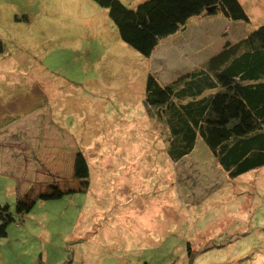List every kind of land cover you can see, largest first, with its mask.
I'll list each match as a JSON object with an SVG mask.
<instances>
[{"label":"rangeland","instance_id":"rangeland-1","mask_svg":"<svg viewBox=\"0 0 264 264\" xmlns=\"http://www.w3.org/2000/svg\"><path fill=\"white\" fill-rule=\"evenodd\" d=\"M239 1L249 23L192 16L145 57L92 0H0V264H264V167L230 179L201 140L172 162L143 103L264 23Z\"/></svg>","mask_w":264,"mask_h":264},{"label":"trees","instance_id":"trees-1","mask_svg":"<svg viewBox=\"0 0 264 264\" xmlns=\"http://www.w3.org/2000/svg\"><path fill=\"white\" fill-rule=\"evenodd\" d=\"M92 1L107 9L120 39L145 57L192 16L219 12L250 22L239 0H142L134 6L121 0ZM143 103L167 131L172 162L192 153L201 140L230 179L264 167V23L241 39L225 41L202 66L167 83L148 72ZM13 220L8 205L0 204V237Z\"/></svg>","mask_w":264,"mask_h":264}]
</instances>
